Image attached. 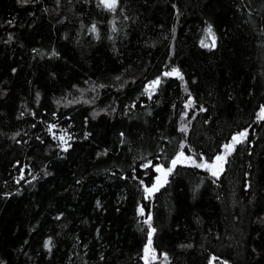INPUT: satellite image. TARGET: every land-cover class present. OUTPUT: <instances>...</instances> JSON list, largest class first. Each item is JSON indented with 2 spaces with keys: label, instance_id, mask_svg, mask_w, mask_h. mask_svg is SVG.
<instances>
[{
  "label": "trees",
  "instance_id": "1",
  "mask_svg": "<svg viewBox=\"0 0 264 264\" xmlns=\"http://www.w3.org/2000/svg\"><path fill=\"white\" fill-rule=\"evenodd\" d=\"M261 106L264 0H0V264H264Z\"/></svg>",
  "mask_w": 264,
  "mask_h": 264
},
{
  "label": "snow or ice",
  "instance_id": "2",
  "mask_svg": "<svg viewBox=\"0 0 264 264\" xmlns=\"http://www.w3.org/2000/svg\"><path fill=\"white\" fill-rule=\"evenodd\" d=\"M100 3L106 9H108L110 11H115L116 7H117L118 0H100ZM91 31H93V32L96 31L95 25H93ZM206 34H207V37L211 38V44H209L207 42V39H205V40H201V46L206 47V48L207 47H215L216 46V36H215V33H214L211 25H209L208 28L206 29ZM163 75L164 76H176L180 80L184 79L181 71L178 68H173L170 72H165ZM160 83H161V80L159 77L150 83L149 88L151 89V91L149 92V95H151V92H154L156 90V88L160 85ZM185 91H187L186 87H185ZM37 95H39V94H37ZM192 104H193V102L191 100H189L187 106H192ZM203 110L204 109L202 108L201 111H203ZM257 119L258 120H264V106H261L260 112L257 114ZM52 127H54V126H52ZM49 130L51 131V128ZM180 130L182 132H186L187 127L182 126ZM121 135H123V134H121ZM246 136H247L246 131L239 133L237 136H233L232 137V143L224 145L225 154L224 155H217L215 157V160L212 163H208L206 160L202 161L201 163H196V161L192 157L185 156L184 152L180 151L176 155V157L171 160V167L165 169L163 167V165L155 166V171L160 173V175L156 177V183L153 184L152 187H145V189H144L145 193L148 196H151L152 193H154L155 191H158L159 187H162L163 184L167 183V177L173 171V169L176 167V165L177 164H183L185 162H191L195 167H198V168H206L211 172L212 176L218 177L220 175V173L223 171V165L226 162L227 155L231 154V152L234 150V146L238 143H241L243 141V138H245ZM59 139L62 141L65 140L64 136L59 137ZM181 148H183V145H181ZM65 150H67V149H65ZM150 163L151 162H149V164L143 165V167H145V168L149 167ZM141 183H143V181H141ZM97 204L99 205V202H97ZM139 211L141 214H143L144 209L140 208ZM150 220H151V217H149L148 221H145V223L149 224V228H150V231L148 232V243L145 245V248H144L143 259H144L145 264H149L150 259L151 260L156 259L155 250L152 249V247H151L152 235L155 233L156 229L151 227ZM45 247L48 248L49 250H51V240H48L45 242ZM164 259L167 260V254H164ZM213 259H216V258L213 257ZM210 264H211V262H210ZM224 264H227V262L225 261Z\"/></svg>",
  "mask_w": 264,
  "mask_h": 264
},
{
  "label": "rangeland",
  "instance_id": "3",
  "mask_svg": "<svg viewBox=\"0 0 264 264\" xmlns=\"http://www.w3.org/2000/svg\"><path fill=\"white\" fill-rule=\"evenodd\" d=\"M172 70V69H171ZM170 70V71H171ZM170 71H168V72H170ZM190 108H191V106H188L187 107V111H186V113L184 114V117H183V120H184V122H183V126H186L187 127V125H188V122H187V118H188V115H189V112H190ZM260 112V110L258 111V113ZM247 132V135H248V133H249V130L248 129H246V130H243V131H241V132ZM60 132H63V131H60ZM241 132H239V133H241ZM239 133H236V134H234L233 136H237ZM57 135V134H56ZM61 136H64V138H67V134H64V133H60V137ZM232 136V137H233ZM232 137H231V139H230V141L227 143V144H230V143H232ZM247 137V136H246ZM245 137V138H246ZM245 138H243V140L245 139ZM226 145V144H225ZM237 145V144H236ZM235 145V146H236ZM235 146H234V148H235ZM183 151V150H182ZM184 152V154H185V156H189V157H192L195 161H196V163H201L202 161H204V160H206L208 163H212L214 160H215V157L212 159V160H207V159H205L204 157H196V156H194V155H192L191 153H189V152H186V151H183ZM225 154V149L223 148V150H222V152L220 153V154H218V155H224ZM228 158V155H227V157H226V159ZM186 163H189V164H192L191 162H186ZM193 165V164H192ZM171 167V166H170ZM223 167H224V165H223ZM165 169H167L166 167H164ZM169 168V167H168ZM206 169V168H205ZM208 170V169H207ZM209 171V170H208ZM210 172V171H209ZM211 173V172H210ZM159 175H160V173H159ZM169 176V175H168ZM167 179H168V177H167ZM156 183V182H155ZM160 188V187H159ZM153 194V193H152ZM153 249V248H152ZM155 256H156V259L155 260H157L158 258H159V254H158V252L155 250ZM155 260H149V262H151V261H155ZM210 262H211V264H224V262L223 261H221V260H217V259H213V258H211L210 259ZM210 262H209V264H210ZM227 264H229V263H227Z\"/></svg>",
  "mask_w": 264,
  "mask_h": 264
}]
</instances>
